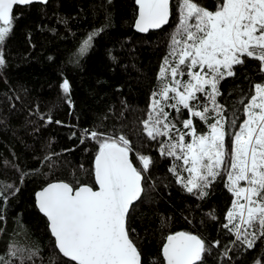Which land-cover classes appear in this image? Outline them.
Listing matches in <instances>:
<instances>
[{
  "label": "trees",
  "instance_id": "trees-1",
  "mask_svg": "<svg viewBox=\"0 0 264 264\" xmlns=\"http://www.w3.org/2000/svg\"><path fill=\"white\" fill-rule=\"evenodd\" d=\"M196 2L214 11L217 0ZM179 3L172 0L166 26L147 34L133 27L135 0H48L13 9L12 33L0 46L6 61L0 68V186H13L4 192L7 199H0V255L7 258L10 244L39 245L36 264H49V258L58 255L35 195L60 180L73 188L96 187L94 159L99 142L90 136L82 139L80 132L86 130L106 137L124 135L138 169L142 168L140 155L151 160L143 172L142 196L127 218L141 264H163L166 237L180 230L197 234L210 247L202 264H256L257 260L264 264V238L248 249L233 244L235 237L223 228L235 199L225 186L226 177L213 181L203 198L187 192L169 171L182 162L159 151L167 137L149 139L141 123L148 116L153 93L163 84L161 66L177 28ZM100 29L89 51L79 56L86 34ZM233 70L235 76L220 81L217 101L224 105L228 120L234 114L240 118L239 125L246 118L239 101L247 102L253 84L264 82V73L259 62L250 58ZM64 80L69 82L67 93L61 87ZM166 111L178 127H182L179 120L189 118L187 110L180 115L171 108ZM192 119L199 133L210 131L208 123ZM16 188L19 191L13 195ZM65 260L61 257L59 264Z\"/></svg>",
  "mask_w": 264,
  "mask_h": 264
},
{
  "label": "snow or ice",
  "instance_id": "snow-or-ice-1",
  "mask_svg": "<svg viewBox=\"0 0 264 264\" xmlns=\"http://www.w3.org/2000/svg\"><path fill=\"white\" fill-rule=\"evenodd\" d=\"M33 2L0 0V46L12 33L14 6ZM136 3V28L140 32L168 23L170 0ZM100 31L86 34L79 56L89 51ZM170 39V51L160 72L164 83L158 93H153L148 116L141 122L144 132L151 140L167 137L160 142L159 151L182 162L169 171L187 192L203 198L213 181L226 177L225 186L235 199L223 228L235 237L233 244L239 242L251 249L256 240L264 238V82L253 84L247 102L239 101L246 117L239 125L240 118L235 114L228 120L217 97L221 95L220 81L235 76L234 66L243 65L245 58L258 61L259 71L264 73V0H217L214 11L196 0H180L179 21ZM5 63L0 48V68ZM169 75L170 81L166 79ZM184 76L188 79H180ZM61 87L67 93L69 82L64 80ZM201 100L207 102L201 104ZM166 107L178 115L188 111L189 118L178 121L182 127L169 119ZM193 117L208 123L210 131L199 133ZM90 137L99 142L94 162L96 187L73 188L57 182L36 193L39 210L47 218L58 251L49 258V264H59L61 257L67 258L65 264H141V253L126 221L130 208L141 196L143 172L151 160L140 155L142 168L135 167L129 158L130 141L124 135L106 137L91 131ZM177 169L187 172V177ZM12 187L0 186V199H7L4 192ZM16 191L19 189L12 194ZM214 244L219 246V241ZM210 250L198 236L177 232L167 236L162 256L164 264H202L204 254ZM40 254L39 245L22 248L10 244L7 258L0 255V264H36ZM256 264L262 262L257 260Z\"/></svg>",
  "mask_w": 264,
  "mask_h": 264
},
{
  "label": "water",
  "instance_id": "water-1",
  "mask_svg": "<svg viewBox=\"0 0 264 264\" xmlns=\"http://www.w3.org/2000/svg\"><path fill=\"white\" fill-rule=\"evenodd\" d=\"M47 2H48V0H47ZM46 2V3H47ZM33 3H44V2H39V0H34V2ZM171 3H172V0H170V5H169V8H170V15H169V18H168V23H169V21H170V18H171ZM135 5H136V7H137V17H136V19H135V21H134V25H133V27H134V29L137 31V32H139V33H143V34H147V33H149L150 31H157V30H160V29H162L164 26H166L167 24H164V25H162L160 28H155V29H153V28H150L147 32H140L137 28H136V21L138 20V18H139V5L136 3V0H135ZM18 6V5H17ZM20 6H24V5H20ZM16 6H14V8H15ZM129 158H130V155H129ZM131 159V158H130ZM94 162H95V159H94ZM133 165H134V163H133ZM135 166V165H134ZM136 167V166H135ZM57 182H65V183H67L66 181H62V180H60V181H53V182H51V183H57ZM142 182H143V180H142ZM48 184H50V183H48ZM47 184V185H48ZM69 184V183H68ZM47 185H45L44 187H46ZM70 185V184H69ZM83 185H88V184H83ZM70 186H72V185H70ZM43 187V188H44ZM43 188H41V189H43ZM93 188H95V187H93ZM40 189V190H41ZM142 189H143V183H142ZM39 190V191H40ZM38 191V192H39ZM142 193H143V191H142ZM142 193H141V196H142ZM140 196V197H141ZM140 199V198H139ZM139 201V200H138ZM138 201H135L134 202V204H136ZM35 203H36V206H37V208L39 209V207H38V204H37V200H36V195H35ZM132 208V207H131ZM131 208H130V210H131ZM130 210H129V212H130ZM40 211V210H39ZM43 214V213H42ZM128 218V217H127ZM47 219V218H46ZM48 227H49V225H48ZM126 228H127V221H126ZM177 232H186V233H189V234H193V235H196V236H198L197 234H195V233H191V232H188V231H184V230H180V231H176V232H174V233H171V234H169V235H172V234H175V233H177ZM199 238H200V236H198ZM167 238V237H166ZM166 243V240H165V242H164V244ZM135 244V243H134ZM163 244V245H164ZM137 247V246H136ZM162 248H163V246H162ZM138 251H139V249H138ZM140 252V251H139ZM67 259V258H66ZM141 263H142V256H141ZM163 264H164V260H163Z\"/></svg>",
  "mask_w": 264,
  "mask_h": 264
},
{
  "label": "rangeland",
  "instance_id": "rangeland-1",
  "mask_svg": "<svg viewBox=\"0 0 264 264\" xmlns=\"http://www.w3.org/2000/svg\"><path fill=\"white\" fill-rule=\"evenodd\" d=\"M174 33V32H173ZM177 38H179V37H177ZM171 59V58H170ZM165 63V62H164ZM167 80H171V77H170V75L166 78ZM180 79H182V80H186V79H188V77L187 76H184V77H181ZM162 83H164V81L162 80ZM163 85V84H162ZM157 98H159V97H157ZM174 101H169L168 103H173ZM162 103H164L163 101H162ZM165 111H166V108H165ZM187 139V138H186ZM142 163V162H141ZM183 176H185V177H187V175H188V173L186 172L185 174H182Z\"/></svg>",
  "mask_w": 264,
  "mask_h": 264
},
{
  "label": "built area",
  "instance_id": "built-area-1",
  "mask_svg": "<svg viewBox=\"0 0 264 264\" xmlns=\"http://www.w3.org/2000/svg\"><path fill=\"white\" fill-rule=\"evenodd\" d=\"M80 133H81L82 139H84V138L87 137V136H90V133H87L86 130H81Z\"/></svg>",
  "mask_w": 264,
  "mask_h": 264
}]
</instances>
